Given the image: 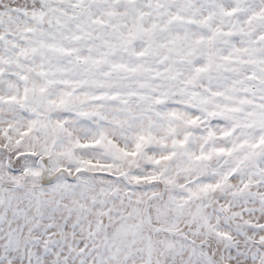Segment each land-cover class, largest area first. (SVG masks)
Instances as JSON below:
<instances>
[{
  "label": "snow or ice",
  "instance_id": "snow-or-ice-1",
  "mask_svg": "<svg viewBox=\"0 0 264 264\" xmlns=\"http://www.w3.org/2000/svg\"><path fill=\"white\" fill-rule=\"evenodd\" d=\"M0 264H264V0H0Z\"/></svg>",
  "mask_w": 264,
  "mask_h": 264
}]
</instances>
